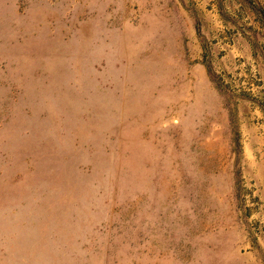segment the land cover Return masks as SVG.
<instances>
[{
  "label": "rangeland",
  "instance_id": "rangeland-1",
  "mask_svg": "<svg viewBox=\"0 0 264 264\" xmlns=\"http://www.w3.org/2000/svg\"><path fill=\"white\" fill-rule=\"evenodd\" d=\"M252 3L0 0V264H264Z\"/></svg>",
  "mask_w": 264,
  "mask_h": 264
},
{
  "label": "trees",
  "instance_id": "trees-1",
  "mask_svg": "<svg viewBox=\"0 0 264 264\" xmlns=\"http://www.w3.org/2000/svg\"><path fill=\"white\" fill-rule=\"evenodd\" d=\"M246 2L248 4H251L252 1L251 0H246ZM251 8L254 10V12L256 14H258V16L262 19L263 23H264V10L261 8V7H256V4L255 3H252V6Z\"/></svg>",
  "mask_w": 264,
  "mask_h": 264
}]
</instances>
